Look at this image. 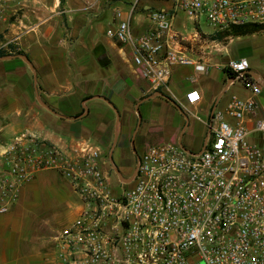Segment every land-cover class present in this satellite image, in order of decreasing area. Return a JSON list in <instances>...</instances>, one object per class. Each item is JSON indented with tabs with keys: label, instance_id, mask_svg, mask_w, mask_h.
I'll return each mask as SVG.
<instances>
[{
	"label": "built area",
	"instance_id": "obj_1",
	"mask_svg": "<svg viewBox=\"0 0 264 264\" xmlns=\"http://www.w3.org/2000/svg\"><path fill=\"white\" fill-rule=\"evenodd\" d=\"M13 1L0 0V21ZM140 1L126 18L115 10L116 26L106 35L129 48L135 74L152 92L167 88L175 67L205 71V50L215 45L210 36L264 24V0H149L170 7L146 5L147 29L136 34L130 21ZM177 11L196 26L204 17L213 33L183 35L174 27ZM221 69L249 96L231 95L222 109H212L198 151L148 146L135 158L132 180L117 188L88 140L73 139L62 149L26 128L0 142V215L39 172L51 170L83 203L57 235L56 264H264V87L248 73L246 57L229 59ZM199 102L192 87L181 106Z\"/></svg>",
	"mask_w": 264,
	"mask_h": 264
},
{
	"label": "crops",
	"instance_id": "obj_2",
	"mask_svg": "<svg viewBox=\"0 0 264 264\" xmlns=\"http://www.w3.org/2000/svg\"><path fill=\"white\" fill-rule=\"evenodd\" d=\"M109 1L92 11L86 10L84 0H14L8 4L0 21V50L5 52L1 57L10 56L0 60V142L26 128L62 149L73 139L88 140L106 156L101 158V167L110 173L111 184L113 174L116 183L112 186L117 188L122 182L108 158L119 170L122 158L134 154L131 141L136 139L132 132L138 113L143 135L137 141L147 145L143 151L159 143L198 151L206 133L204 121L222 95L231 86L235 87L231 95L246 98L249 92L241 83L236 86L237 81L227 83L230 77L223 70V77L214 80L215 45L210 44L205 50L210 52L205 71L175 67L167 88L159 91L162 96H154L157 91H150L147 82L135 74L129 48L106 35L108 28L116 26L115 10L126 18L132 4L128 1L124 9L120 0ZM143 6L144 11L138 13L136 8L130 21L136 34L147 29ZM18 55H24L32 69ZM249 71L264 79L251 66ZM192 78L195 83L189 81ZM192 87L199 91L200 102L182 108ZM148 96L152 97L143 100ZM155 110L162 125L154 121ZM82 208L69 181L55 171L39 172L21 190L10 211L0 215V264H56L57 235Z\"/></svg>",
	"mask_w": 264,
	"mask_h": 264
},
{
	"label": "rangeland",
	"instance_id": "obj_3",
	"mask_svg": "<svg viewBox=\"0 0 264 264\" xmlns=\"http://www.w3.org/2000/svg\"><path fill=\"white\" fill-rule=\"evenodd\" d=\"M128 1L131 4H134L135 0H120L122 2V6L124 9L128 8ZM109 0H84V6L87 8L86 10H99L104 7L106 4H110ZM149 5L152 7H165L169 8V3L164 2H151L149 0H141L138 5V13L142 11L141 6ZM174 27L181 32L183 35L187 36L191 34L193 31H198L201 36L208 37L213 33L212 27L208 24L204 17H201L199 24L196 26L190 20H188L183 13L180 11L176 12L174 18ZM213 51V61L212 63L219 68H213L211 70V75L215 78L214 80H220L223 76V72L221 66L226 63L229 59H236L240 57H246L252 69L264 75V31L259 32L253 35L242 36V37H227L222 41H215ZM236 86H240V83L236 82ZM235 87L231 86L222 97L219 99V104L217 106L218 109H222L226 104L227 100L231 96L232 93L235 92ZM158 110H155V115L153 118H156ZM158 125H162L160 123L161 117L154 119ZM140 122V121H139ZM140 125V123H139ZM138 125V120L135 131L132 135L135 134V141L133 142L134 154L130 156H126L122 158V165L119 167V171L122 176H130L134 170V161L137 156H140L143 152V148L147 146L145 143H138V138L143 135V131L140 129ZM139 127V128H138ZM132 148V147H131ZM107 153V152H106ZM101 158L107 159L106 156L101 155ZM112 171V170H111ZM113 173V172H111ZM114 176L112 174V182L113 186H115L116 181H114Z\"/></svg>",
	"mask_w": 264,
	"mask_h": 264
},
{
	"label": "trees",
	"instance_id": "obj_4",
	"mask_svg": "<svg viewBox=\"0 0 264 264\" xmlns=\"http://www.w3.org/2000/svg\"><path fill=\"white\" fill-rule=\"evenodd\" d=\"M141 9L143 10L142 7ZM263 31H264V24H246V25H240V26H231L225 29L224 31L217 32L216 34L210 36V38L214 41H222L224 38H227V37H242V36L253 35L259 32H263ZM9 52L15 53V54L19 53V52L12 51V50H10ZM4 54L5 52L0 50V57L3 56ZM226 74H227V77H234L232 73H226Z\"/></svg>",
	"mask_w": 264,
	"mask_h": 264
},
{
	"label": "water",
	"instance_id": "obj_5",
	"mask_svg": "<svg viewBox=\"0 0 264 264\" xmlns=\"http://www.w3.org/2000/svg\"><path fill=\"white\" fill-rule=\"evenodd\" d=\"M18 56H19L20 58H22V59L24 60V62H26V63L29 65V67L32 69L30 61H29L24 55H18ZM5 58H10V56H9V57H8V56L0 57V60H1V59H5ZM248 73L251 75V77H252L254 80L258 81V82L264 87V79H262V78H261L258 74H256L255 72L249 71ZM232 80H234V78L230 77V78L227 80V83H230V81H232ZM156 95L162 96V93L159 92V91H157V92H155L154 96H156ZM152 96H153V95H152ZM152 96H148V97L144 98L143 100H148V99L151 98ZM43 106H44V105H43ZM137 106H138V104H137ZM137 113H138V111H137ZM139 121H140V115H139V113H138V125H139ZM131 142L133 143V138H132V141H131ZM108 159H109V162H110V164H111V166H112V169H113L114 174L118 177V179L120 180V182H122V183H124V184L129 183V182L132 180V177H133L134 172L131 174L130 177L124 178V177L122 176V174L120 173V171L118 170V168L113 164L112 157L109 156Z\"/></svg>",
	"mask_w": 264,
	"mask_h": 264
},
{
	"label": "flooded vegetation",
	"instance_id": "obj_6",
	"mask_svg": "<svg viewBox=\"0 0 264 264\" xmlns=\"http://www.w3.org/2000/svg\"><path fill=\"white\" fill-rule=\"evenodd\" d=\"M134 131H135V129L133 130V132H134ZM133 132H132V133H133Z\"/></svg>",
	"mask_w": 264,
	"mask_h": 264
}]
</instances>
